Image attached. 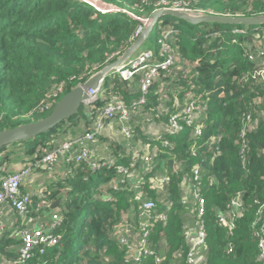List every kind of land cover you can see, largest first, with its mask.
Wrapping results in <instances>:
<instances>
[{"label": "trees", "instance_id": "16d2710c", "mask_svg": "<svg viewBox=\"0 0 264 264\" xmlns=\"http://www.w3.org/2000/svg\"><path fill=\"white\" fill-rule=\"evenodd\" d=\"M96 2L118 11L101 12L79 0H0V131L48 117L62 97L120 58L139 36L144 20L157 10L264 15V0ZM262 30L264 25H192L162 17L154 26L155 39L151 35L137 54L151 51L159 63L174 55L176 61L159 70L144 104L135 105L143 73L130 82L110 73L77 114L33 140L0 149V190L4 179L17 172L12 165L18 161L33 168L40 176L37 182L42 180L32 192L21 186V192L32 197L26 213L10 203L0 208V264L19 259L22 231L35 228L51 229L58 243L35 248L20 264H188L189 231L197 228L198 215L186 185H197L205 201L204 262L264 264L259 246L264 227V80L255 77L264 63ZM114 96L130 108L125 124L133 136L109 141L98 135L89 144L95 160L110 166L93 171L89 162L64 159L63 178L35 168L63 143L91 133ZM193 101L200 106L193 123L181 119L178 133L165 132L162 126ZM152 124L161 128L154 137L145 132ZM111 126L120 130L122 123L116 119ZM165 141L171 146L165 147ZM100 144L102 152L96 151ZM145 146L148 153L139 149ZM146 155L153 157L149 165ZM117 166L129 167L134 178H125L114 190L110 185L124 179ZM159 174L169 177L161 187L156 184ZM104 193L112 201L105 200ZM146 200L156 204L150 220L161 213L166 219L149 228L148 253L135 262L118 233L124 229L129 244L139 242ZM237 200L241 207L234 217ZM55 201L59 212L51 208ZM10 211L13 214L7 215ZM4 215L14 219V227L6 229ZM221 216L229 223L221 225Z\"/></svg>", "mask_w": 264, "mask_h": 264}, {"label": "built area", "instance_id": "2783aa9c", "mask_svg": "<svg viewBox=\"0 0 264 264\" xmlns=\"http://www.w3.org/2000/svg\"><path fill=\"white\" fill-rule=\"evenodd\" d=\"M84 3H88L93 6L95 9L101 12H111L118 11L116 8H105L97 4L96 0H79ZM183 10V9H180ZM187 11V10H184ZM189 12V11H187ZM192 14H202L198 12H189ZM149 24V23H148ZM146 25V27L148 26ZM145 29V22L143 27L139 28L138 35ZM262 36L264 37V30H262ZM176 61V57L174 55H169L168 58L159 63L158 59L154 56L151 51H145L140 54H136L132 58H130L125 64L121 67L117 68L113 73L118 75L124 81H132L133 78L139 74L143 73V78L140 83V92L141 98L139 101L135 103V105H142L146 102L147 96L150 93V90L159 75V70H167L171 65H173ZM257 78H263L264 80V63L260 71L255 76ZM103 80L100 82V86L98 88H91L87 91L90 99L87 103L93 99L95 93L100 89ZM61 91V88L58 90ZM58 91L53 95L54 97L58 96ZM200 110V106L196 104V101H193L186 108H184L180 114H174L169 123L166 126H162L164 131L169 134H176L182 129L181 119H183L186 125H191L193 123L194 118L196 117L197 112ZM130 118V108L120 100L118 97L114 96L108 103V105L103 109L100 117L96 121L93 126V131L85 136L78 137L72 141L65 142L58 148L56 151L44 156L41 160L35 163V168H40L41 170H46L48 172L54 171V165L59 161H63L64 159H68V161H76V162H89L91 170L95 171L100 169L101 167L110 166V164L106 162H98L95 160V151L89 147V144L94 143L98 135L102 134V131L105 126H111L113 122L118 119L120 123H122L120 131V136L124 139H130L133 136V131L129 126L125 123L129 121ZM197 133L201 132V126L196 128ZM164 146H171L168 141L164 142ZM69 156L66 158V155ZM144 161L146 165H149L153 161V157L151 155L144 156ZM197 171V170H196ZM195 171V181H198L199 173ZM33 173V168L31 166H24L21 170L9 175L3 181L1 190H0V208L6 204L10 203L12 209L18 211L19 213H26L29 205L32 203L31 195L23 194L21 192V186L26 178L31 176ZM117 173L123 176L124 179L119 181H114L110 186L112 189H119L120 185H123L126 181L125 178H134V173L131 171L129 167L117 166ZM63 178V177H62ZM169 181V177L166 175H158L156 178L157 187H161ZM190 193V197L197 204V228H196V236L193 242L190 244V251L188 253L187 262L188 264H200L199 258H201L200 253L205 245L207 232L205 229V224L203 221L205 214V201L199 194V188L197 185H193L191 188H188ZM104 199L107 201H112L111 195H107L104 193ZM137 201H142L141 196H136ZM184 200H188L184 198ZM156 204L152 200H146L142 202V216H144L145 220L141 223V229L143 231V235L137 244L132 243L129 244L125 235L122 233L124 229H119L121 233L119 234V240L122 244H126L129 246V256L130 260L135 262H139L141 257L148 253L147 242L149 237V228L153 226L155 221H164L166 219V215L164 213L158 214L154 216V220H150L152 218L153 210L155 209ZM234 217L241 207L240 202L234 201ZM147 218V219H146ZM53 219L58 221L60 217L57 214L53 215ZM219 223L221 225L228 224L229 221L227 217L221 216L219 219ZM23 238V247L20 252V257L17 259L14 264H20L23 261L27 260L31 256V252L35 248H43L47 246H53L58 243V237L53 235L51 229L43 230L41 228L35 229H24L22 231ZM260 249H261V258L264 260V227L261 229L260 235ZM206 264V263H202Z\"/></svg>", "mask_w": 264, "mask_h": 264}, {"label": "water", "instance_id": "95a60500", "mask_svg": "<svg viewBox=\"0 0 264 264\" xmlns=\"http://www.w3.org/2000/svg\"><path fill=\"white\" fill-rule=\"evenodd\" d=\"M165 16L183 20L192 25H199L202 23L243 25L246 27L264 25V15L243 17L192 14L184 10L173 8L157 10L150 17L148 26L141 32L133 45L129 47L120 58L92 76L84 84L78 86L76 89L62 97L48 117L38 122L0 131V149L17 142L33 140L39 135L47 133L51 129L55 128L66 119L77 114L82 106L85 105L90 99L87 91L91 88H98L100 86V82L104 80L105 77H107L110 73H113L117 68L121 67L130 58L135 56L143 43L152 35L156 23ZM170 165L172 167L173 162H171Z\"/></svg>", "mask_w": 264, "mask_h": 264}, {"label": "crops", "instance_id": "0c3cea01", "mask_svg": "<svg viewBox=\"0 0 264 264\" xmlns=\"http://www.w3.org/2000/svg\"><path fill=\"white\" fill-rule=\"evenodd\" d=\"M113 133H114V130H113V127L112 126H105L104 129H103V131H102V134L101 135L105 139L111 141V139H113V137H112V134ZM114 139H116V138H114ZM103 148H104V145L103 144H100L97 147L96 151L102 152L104 150ZM14 153L17 154L18 152L13 151V154ZM15 156H17V155H14V157ZM12 166L14 168V171H19L22 168H24L25 164L23 162L18 161L16 163L14 162ZM52 173L55 174L57 178H62L63 177V175H64V169H63V161L62 160L59 161V163L57 165H55L54 171ZM39 177H40L39 175H37V174L35 175V174L32 173L31 176H29L28 178H26L24 180L23 184H22L23 185V191H25V192H32L33 190H35L36 188H38V186L41 185L40 183L42 182V180H41V182H37V180L39 179ZM186 188H187V193H188L189 192L188 191L189 189H188V186L187 185H186ZM51 208L55 212H59V209H58V208H60L59 207V202L58 201L53 202L51 204ZM12 211L7 212V215L13 214ZM129 214L130 213H127L126 212V214H125L126 215V219L128 217H130ZM5 217H7V219H8L7 221H5V223L7 224V225H5V227L6 228H12V227H14V225H15L14 219L12 217H10V216L9 217L8 216H5ZM187 219H190L189 220V224H191L190 227H193L192 220H191L192 219V216L190 214L187 216ZM193 228H191L190 231H189V244H191L193 242V240L195 239V236H196V233H195L196 228H194V229ZM130 240H131V242H133L135 239L133 237H130ZM201 254H202V252L200 253L201 258H199L200 264L205 263L204 262V259H203V257H202Z\"/></svg>", "mask_w": 264, "mask_h": 264}, {"label": "rangeland", "instance_id": "374dc122", "mask_svg": "<svg viewBox=\"0 0 264 264\" xmlns=\"http://www.w3.org/2000/svg\"><path fill=\"white\" fill-rule=\"evenodd\" d=\"M149 19H145L144 22H145V28H146V25L149 23ZM151 39L154 40L155 39V33L153 32L152 33V36H151ZM158 125L156 124H152V125H149L148 127L145 126V132L150 136V137H154L157 135V132H160L159 130H161V128L157 129ZM118 128L116 129H113L114 130V133L112 134V137L113 139L111 140H114V138L116 139H121V137L119 138V134H120V131L117 130ZM111 137V138H112ZM139 149H144V151L146 153H148V146H145V147H139ZM7 229V228H6Z\"/></svg>", "mask_w": 264, "mask_h": 264}, {"label": "bare ground", "instance_id": "6f19581e", "mask_svg": "<svg viewBox=\"0 0 264 264\" xmlns=\"http://www.w3.org/2000/svg\"><path fill=\"white\" fill-rule=\"evenodd\" d=\"M15 173V172H14Z\"/></svg>", "mask_w": 264, "mask_h": 264}]
</instances>
